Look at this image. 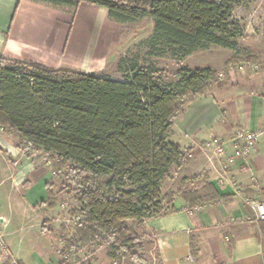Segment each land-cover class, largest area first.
I'll return each instance as SVG.
<instances>
[{"label":"trees","instance_id":"obj_1","mask_svg":"<svg viewBox=\"0 0 264 264\" xmlns=\"http://www.w3.org/2000/svg\"><path fill=\"white\" fill-rule=\"evenodd\" d=\"M33 1L74 9L97 5L122 26L150 19L152 50L182 57L211 46L237 48L242 35L233 19L239 0ZM122 71L124 77L115 79L0 57V127L23 145L55 155L57 170L68 167L74 176L84 209L69 243L73 255L86 243L109 244L118 258L150 264L130 222L144 224L174 205L164 181L172 167L188 165L192 153L170 140L174 119L189 96L204 94L221 78L211 68L180 67L176 82L168 84L152 66L131 63ZM46 190L41 206L52 198L48 185ZM182 198L195 207L220 196L208 185L192 199Z\"/></svg>","mask_w":264,"mask_h":264},{"label":"crops","instance_id":"obj_2","mask_svg":"<svg viewBox=\"0 0 264 264\" xmlns=\"http://www.w3.org/2000/svg\"><path fill=\"white\" fill-rule=\"evenodd\" d=\"M119 28L109 19L108 11L97 5L83 3L72 10L33 0H0V57L100 75L98 63L120 38ZM248 88L237 86L229 92L214 88V93L190 103L179 116L178 121L184 118V122L179 131V122L174 126L173 133L178 134L174 143L192 150V170L204 175L220 198L195 207L183 198L176 199L175 212L147 220L146 237L154 239L157 251L150 263L264 264V221L258 219L253 208L255 202L264 201V134L251 155L239 157L234 152L242 144L236 137L238 129L256 131L264 126V81L249 84ZM215 144L226 150L225 169L220 158L208 148ZM0 149L10 155L16 150L9 140L0 141ZM17 175L12 177L9 188L17 181L20 184ZM6 177L4 170L0 173V185L7 181ZM47 185V181L39 182L29 189L21 200L22 209L29 213L31 205L45 202ZM8 187L5 185L0 191L3 208L8 203ZM1 207L0 226L6 228L8 246L19 264L63 261L60 255L50 256V240L32 238L26 231L18 232V239L13 238L6 225L9 216ZM22 226L25 229L26 225L12 229L20 230ZM60 241L65 243L64 238ZM93 256L92 261L82 264L120 262L103 249ZM126 260L123 258L121 263Z\"/></svg>","mask_w":264,"mask_h":264},{"label":"rangeland","instance_id":"obj_3","mask_svg":"<svg viewBox=\"0 0 264 264\" xmlns=\"http://www.w3.org/2000/svg\"><path fill=\"white\" fill-rule=\"evenodd\" d=\"M70 9L76 10L74 8ZM233 19L242 32V35L236 39L237 48L227 49L211 46L198 50L187 57H182L181 54L173 50L162 51L159 50L160 48L155 51L152 50L150 41L154 33V25L150 19L127 26L119 24L120 38L111 44L106 57L99 61V74L122 79L124 77L122 69L130 66L131 63H136L140 67H155L159 70L163 80L171 84L176 82V73L180 67L192 69L211 68L217 71L220 74L221 82L211 86L202 95L189 96L185 110L190 103L203 99L205 95L214 93L212 92L214 88H223L224 92H229L237 86L249 90V84H262L264 81V0H239L233 12ZM179 116L181 114L174 119V124L177 122L180 124L177 125V128L179 127L178 131L184 122V118L178 121ZM176 135H178L177 132L175 135L174 133L171 135L172 142L176 141ZM7 140L15 146L16 150H14L15 154L13 156L0 149V173H4L5 170L7 174V181L0 185V191L5 185L10 187V183L13 181L12 177L17 174L20 183L18 185L17 181L11 188L8 187L10 189L8 203L4 208L0 206L6 210V215L9 216L6 225H9L7 229L11 228L9 231L12 237L18 239V232L23 233L26 231L32 238L50 240L52 241L50 256L53 253L54 255H60L68 259L69 264L89 263L94 259L93 254L99 249H103L104 253L111 257L112 255L117 257L115 250L109 244L99 247L92 246L89 243L81 245L80 253L73 255L69 249V243L77 233L80 222L77 218H82L81 211L84 208L78 201L76 193L78 185L70 169L66 167L58 171L55 155H47L42 150L23 145L6 128L0 127V141L7 142ZM213 155L215 156L214 153ZM217 157L220 158L222 163L224 158L219 155ZM192 161L195 162V157L191 158L190 163L186 166L171 168L168 178L163 184L164 194L171 195L175 200L182 198V195H186L187 199H192L197 191L208 186L204 175H199L192 170L190 166ZM44 181L48 183L52 198L42 206L37 205L34 207L31 205L28 213L26 208L22 209L21 200L29 189H33L39 182L44 183ZM22 183H26L25 186ZM165 209L166 211L160 216L175 212L173 205H166ZM18 225L26 226L25 229L22 226V229L16 231L12 229V227ZM43 225H46V234L41 232ZM130 226L134 231V235L144 241L143 245L148 261L154 259L157 255L154 239L149 236L146 237L144 224L130 222ZM0 232L6 240V228L1 227ZM60 238H64L65 243L61 242ZM86 257L89 260H85ZM113 259L122 262L123 257ZM125 264L133 263L128 259Z\"/></svg>","mask_w":264,"mask_h":264},{"label":"built area","instance_id":"obj_4","mask_svg":"<svg viewBox=\"0 0 264 264\" xmlns=\"http://www.w3.org/2000/svg\"><path fill=\"white\" fill-rule=\"evenodd\" d=\"M264 134V126L256 131H250L246 128H240L236 132V137L239 141H241V145L235 148V155L239 157H247L252 154L255 150L259 138ZM210 150L217 156L224 158L222 160V164L224 165V169L228 165V159L225 156L226 150L223 146L218 144L209 145ZM253 208L257 213L258 219L260 221H264V201L255 202L253 204ZM78 221L81 220V217L77 218ZM85 260H89L87 257ZM189 261L193 262V259L190 257ZM0 264H19L18 259L14 256L12 251L10 250L3 234L0 232ZM114 264H122L121 262H115Z\"/></svg>","mask_w":264,"mask_h":264}]
</instances>
